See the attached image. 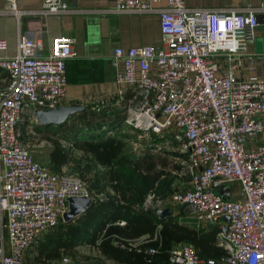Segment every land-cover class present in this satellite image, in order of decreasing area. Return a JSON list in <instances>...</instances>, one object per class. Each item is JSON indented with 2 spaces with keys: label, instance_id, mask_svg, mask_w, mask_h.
<instances>
[{
  "label": "built area",
  "instance_id": "obj_1",
  "mask_svg": "<svg viewBox=\"0 0 264 264\" xmlns=\"http://www.w3.org/2000/svg\"><path fill=\"white\" fill-rule=\"evenodd\" d=\"M5 3L0 13L18 20L26 14L99 13L67 0H42L38 9L23 8L20 0ZM112 11L159 14L161 44L117 46L110 58L117 82L133 92L125 123L172 132L190 176L189 186L174 193V204L198 225H220L221 255L204 256L194 243L180 241L171 245L169 261L264 264V79L237 74L243 67L256 70L255 58L244 52L264 23V4L192 8L186 0H116ZM72 43L69 36L57 37L47 54L37 55L40 39L19 32L16 53L0 57V264H39L36 245L69 210L68 195L109 197L36 159L21 128L24 116L32 131L36 110L63 105ZM7 47L0 39V50ZM232 182L239 189L231 197L217 190ZM43 258V264H90L65 250Z\"/></svg>",
  "mask_w": 264,
  "mask_h": 264
},
{
  "label": "rangeland",
  "instance_id": "obj_2",
  "mask_svg": "<svg viewBox=\"0 0 264 264\" xmlns=\"http://www.w3.org/2000/svg\"><path fill=\"white\" fill-rule=\"evenodd\" d=\"M123 100L120 99V102L110 109L120 112L126 118L130 113V107L131 110L133 109V105L125 102V99ZM103 109H107V107L86 108L88 113L99 112ZM81 115H83L82 112L74 113L63 124L37 122L32 131H29V126H26V122H24L27 115L24 116L21 128L27 132V140L34 157L58 173L77 178L81 186L88 191L94 192L91 186L98 176L99 185L104 186L106 193L111 194L115 192V188L109 182L110 164L107 163L113 152L107 145L97 146L95 141L108 139L110 135L115 134L128 143V150L131 152L138 156L147 151L152 152L157 156V159H163L165 164L158 166L162 173L161 176L154 188L147 193L144 201L131 208L130 217L124 216L105 220V224L95 241L67 249L72 254L86 259L90 264H143L144 256L152 257L154 259L152 264H161L158 257L165 246L163 227L170 228L171 231L174 228L160 222L156 210L164 207H176L178 210H182L174 204L173 195L176 191L182 190L190 184L185 152L174 140L171 131L154 133L145 127L143 129L135 128L125 123L124 119V122L120 120L115 131L107 130L102 135H98L101 128L97 123L83 120ZM112 117L116 116L112 115ZM123 132L128 133L129 136L126 138L122 134ZM108 183L110 184L108 185ZM229 185L233 193L238 191V182H232ZM183 213L185 216L168 218L167 221L176 222L190 231L179 232L183 236L171 239L170 244L190 241L195 242L203 250V245L207 243V240L202 237L201 232L208 231V229H218L219 231L220 225L209 223L203 227L198 225L189 214ZM67 223L69 222L62 217L56 227L44 232L36 245L37 251H40L39 246L44 239L66 229ZM209 243L220 252L225 250L218 241V233H216L215 241ZM150 248H156L157 251L150 252ZM118 250H123L127 259L115 257V251ZM135 255H140L139 259H136ZM43 256L50 257L45 254L40 255L39 252V258H36V262L43 264V259H45ZM30 258L35 259L34 251Z\"/></svg>",
  "mask_w": 264,
  "mask_h": 264
},
{
  "label": "crops",
  "instance_id": "obj_3",
  "mask_svg": "<svg viewBox=\"0 0 264 264\" xmlns=\"http://www.w3.org/2000/svg\"><path fill=\"white\" fill-rule=\"evenodd\" d=\"M67 1L72 6L99 10V13L26 14L20 20L14 15L0 13V39L8 43L7 49L0 50V57L16 53L19 32L40 39L42 46L35 51L37 55L47 54L55 38L69 36L73 38L75 56L67 61L68 87L63 105L102 106L113 111L110 108L120 99L128 103L133 96L128 86L116 80L117 70L110 61L114 48L161 44L159 14L117 13L112 11L116 0ZM20 4L26 9H38L42 0H20ZM186 4L192 8H219L261 5L264 0H186ZM5 5V0H0V10ZM244 53L246 57L255 58L256 70L248 72L243 67L237 74L242 78L264 79V23L254 29ZM121 89H127L124 97L119 93ZM172 208L174 213L166 220L185 216L183 210Z\"/></svg>",
  "mask_w": 264,
  "mask_h": 264
},
{
  "label": "trees",
  "instance_id": "obj_4",
  "mask_svg": "<svg viewBox=\"0 0 264 264\" xmlns=\"http://www.w3.org/2000/svg\"><path fill=\"white\" fill-rule=\"evenodd\" d=\"M82 114L81 117L83 120L96 122L101 128L98 135H102L107 130L115 131L118 128L120 120L124 122V117L120 112L108 109L92 113H88L85 109L82 111ZM112 115L116 117H112ZM124 132L122 134L127 138L129 135ZM95 144L97 146L107 145L113 152L107 164H110L109 182L114 186L115 192L112 194L108 193V198H95L91 208L81 217L72 222L68 221L69 223H67L66 229L60 230L55 235L44 239L39 246L40 255L57 256L60 255L62 250L69 251L67 248L95 241L105 224L104 221L124 216L130 217L131 208L144 201L145 196L154 188L162 174L158 166L165 164L163 159H157L154 153L148 151L138 156L136 153L128 150V143L124 139L118 138L115 134L110 135L108 139L97 140ZM91 188L96 193L105 191V187L99 185L98 176L94 183H92ZM159 221L174 228L171 231L170 228L163 227L165 246L158 257L161 264H172L169 261L170 240L173 238H181L183 235L179 232L186 233L190 230L170 220L167 221L166 219L160 218ZM217 231L218 229H208V231L201 232L202 237L207 240V243L203 245V250L193 242L202 255L216 257L225 251L220 252L209 243L215 241ZM115 252V257L127 259L126 253L123 250ZM139 256L135 255V258L139 259ZM143 258V264H152L154 261L150 256H144Z\"/></svg>",
  "mask_w": 264,
  "mask_h": 264
},
{
  "label": "water",
  "instance_id": "obj_5",
  "mask_svg": "<svg viewBox=\"0 0 264 264\" xmlns=\"http://www.w3.org/2000/svg\"><path fill=\"white\" fill-rule=\"evenodd\" d=\"M85 109V105H60L55 108H49L45 110L38 109L35 111V116L37 117V121L39 123L63 124L70 118L72 114L82 112ZM230 188V185L222 184L217 190L221 194L231 197ZM67 199L69 201V210H67L63 215L65 221H71L81 217L91 208L95 200L93 197L85 194L68 195ZM156 213L161 219H165L173 215L174 209L172 207L159 208L156 210ZM224 218L229 219V216L225 215Z\"/></svg>",
  "mask_w": 264,
  "mask_h": 264
}]
</instances>
